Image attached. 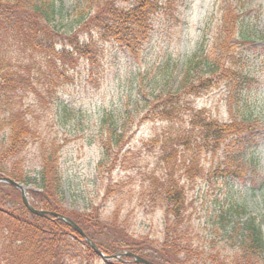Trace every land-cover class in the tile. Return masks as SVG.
Here are the masks:
<instances>
[{
    "label": "trees",
    "instance_id": "1",
    "mask_svg": "<svg viewBox=\"0 0 264 264\" xmlns=\"http://www.w3.org/2000/svg\"><path fill=\"white\" fill-rule=\"evenodd\" d=\"M221 1L206 75L187 71L177 89H167L145 107L142 122L153 124L146 145L158 148L156 167L137 168L134 151L123 150L119 121L106 113L96 171L104 194L99 204L76 211L64 204L63 144L39 132L23 97L44 86L43 69L49 85L67 78L66 69L80 62L91 77L97 75L103 43L138 56L163 3L86 0V14L67 34L56 24L65 0H0V178L32 187L31 206L70 218L108 257L128 252L154 264H264L263 225L254 217L242 221V206L218 205L212 228L220 242L202 235L190 213V193L200 181L213 185L249 177L256 183L259 177L255 153L262 127L241 108L254 84L241 47L253 42L249 26L255 17L248 19L243 0ZM217 87L226 91L227 120L194 105ZM117 168L125 173L122 179L113 176ZM135 201L149 213H161L160 237L130 232L129 211H122ZM23 205L18 189L0 184V264H137L129 257L103 261L70 226Z\"/></svg>",
    "mask_w": 264,
    "mask_h": 264
},
{
    "label": "rangeland",
    "instance_id": "2",
    "mask_svg": "<svg viewBox=\"0 0 264 264\" xmlns=\"http://www.w3.org/2000/svg\"><path fill=\"white\" fill-rule=\"evenodd\" d=\"M161 1L163 9L154 18L153 31L138 56L132 57L110 43H103L104 56L97 75L91 77L89 67L80 62L66 69L67 78L61 77L49 85L43 69L36 75L44 86L37 85L38 93L27 92L23 97L39 132L63 144L60 163L64 204L69 210L85 211L92 203L99 204L104 194L103 180L96 172L103 157L98 145L100 119L106 113L113 114L119 121L123 150L134 151L132 160L139 170H152L156 167L158 148L146 145L153 127L152 123L142 122L148 101L169 88L177 89L187 71L202 75L208 71L205 59L213 50L222 1ZM243 4L250 11L248 19L255 17L249 21L253 42L241 47L254 84L241 108L262 127L255 153L259 177L256 183L248 177L244 182L211 185L200 181L194 186L190 193L192 220L201 228L202 235L214 237L217 242L221 239L212 227L220 203L242 206V221L254 217L264 229V0H243ZM86 7V0H65L56 21L62 33L76 31L79 19L88 10ZM226 98L225 89L217 87L196 99L194 105L227 120ZM124 174L117 168L113 176L122 179ZM128 211L130 232L135 236L160 237L163 230L160 212L149 213L136 201L124 206L123 214Z\"/></svg>",
    "mask_w": 264,
    "mask_h": 264
},
{
    "label": "water",
    "instance_id": "3",
    "mask_svg": "<svg viewBox=\"0 0 264 264\" xmlns=\"http://www.w3.org/2000/svg\"><path fill=\"white\" fill-rule=\"evenodd\" d=\"M0 184H5L8 186H13L16 189L19 190V192H21V196H22V201H23V206H25L32 214L36 215V216H42V217H53L58 219L59 221L65 223L66 225L70 226L72 229H74L76 232H78L82 237H84L87 241V244L93 249L94 253L97 254L99 257H101V259L103 261H111V260H120L121 258L124 257H129L131 259H133L134 263L137 264H154L152 262H149L146 259H143L135 254L132 253H121L119 255H113V256H106L104 254H102V252L97 248V246L90 240L87 238L86 234H84L83 230L78 227L76 224H74V222H72V220L68 217H65L63 215H59L57 213H53V212H47V211H42L39 209L34 208L33 206H31V202H30V198H29V190H31L32 188L30 186H25L24 184L18 183L16 181H13L10 178L7 177H1L0 178Z\"/></svg>",
    "mask_w": 264,
    "mask_h": 264
}]
</instances>
